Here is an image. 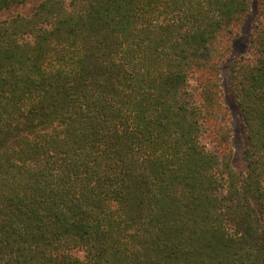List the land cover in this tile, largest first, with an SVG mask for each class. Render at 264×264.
Wrapping results in <instances>:
<instances>
[{
  "label": "trees",
  "instance_id": "trees-1",
  "mask_svg": "<svg viewBox=\"0 0 264 264\" xmlns=\"http://www.w3.org/2000/svg\"><path fill=\"white\" fill-rule=\"evenodd\" d=\"M0 264H264V0H0Z\"/></svg>",
  "mask_w": 264,
  "mask_h": 264
},
{
  "label": "rangeland",
  "instance_id": "rangeland-1",
  "mask_svg": "<svg viewBox=\"0 0 264 264\" xmlns=\"http://www.w3.org/2000/svg\"><path fill=\"white\" fill-rule=\"evenodd\" d=\"M255 15L256 12L253 11L250 17L247 19L246 23L244 24L241 30L242 33L240 39L236 43V47L234 51L235 55L245 53L247 51L249 33L251 31V25ZM228 64L229 61L228 62L226 61L225 63H223V68H222V88L224 90L223 100L226 103V105L229 107V115L226 118V123L231 127V149L233 153L234 166L236 168H244V164L241 158V152L245 146V130H244L242 117L228 93V86H227ZM190 88L195 98L199 99V92H198L199 90L195 81L192 80L190 82ZM202 141L207 145L208 149L217 152V147L211 141L210 135L208 133L204 134ZM78 255L80 257H83L82 252L78 253Z\"/></svg>",
  "mask_w": 264,
  "mask_h": 264
}]
</instances>
